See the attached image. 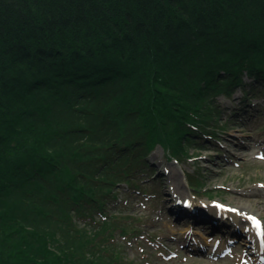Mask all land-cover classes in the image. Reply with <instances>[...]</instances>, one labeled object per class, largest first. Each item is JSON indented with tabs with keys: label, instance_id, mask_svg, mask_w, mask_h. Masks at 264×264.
Returning <instances> with one entry per match:
<instances>
[{
	"label": "trees",
	"instance_id": "1",
	"mask_svg": "<svg viewBox=\"0 0 264 264\" xmlns=\"http://www.w3.org/2000/svg\"><path fill=\"white\" fill-rule=\"evenodd\" d=\"M246 74L264 84V0H0V264H122L112 230L136 229L97 219L115 186Z\"/></svg>",
	"mask_w": 264,
	"mask_h": 264
},
{
	"label": "rangeland",
	"instance_id": "2",
	"mask_svg": "<svg viewBox=\"0 0 264 264\" xmlns=\"http://www.w3.org/2000/svg\"><path fill=\"white\" fill-rule=\"evenodd\" d=\"M244 79L231 98L215 97L210 127L184 154L158 144L148 170L132 175L137 185L115 186L112 216L97 219L136 229L112 230L122 264H264V84Z\"/></svg>",
	"mask_w": 264,
	"mask_h": 264
},
{
	"label": "snow or ice",
	"instance_id": "3",
	"mask_svg": "<svg viewBox=\"0 0 264 264\" xmlns=\"http://www.w3.org/2000/svg\"><path fill=\"white\" fill-rule=\"evenodd\" d=\"M261 103H264V101H262ZM262 155H264V154H262ZM165 171H167V169H165ZM190 203H191V202L188 201V200H185V201H184V204H186V205H189V206H190ZM213 203H216V202L213 201ZM219 207H225V205L220 204ZM233 211H237V210H236V209H233ZM249 219L255 221L257 228H259L260 221L257 220L255 216H251V217H249Z\"/></svg>",
	"mask_w": 264,
	"mask_h": 264
},
{
	"label": "bare ground",
	"instance_id": "4",
	"mask_svg": "<svg viewBox=\"0 0 264 264\" xmlns=\"http://www.w3.org/2000/svg\"><path fill=\"white\" fill-rule=\"evenodd\" d=\"M243 209H246L245 207H243ZM257 214H258V216H260V212H259V210H257ZM197 233H199V232H197ZM260 242H262V240H260Z\"/></svg>",
	"mask_w": 264,
	"mask_h": 264
}]
</instances>
